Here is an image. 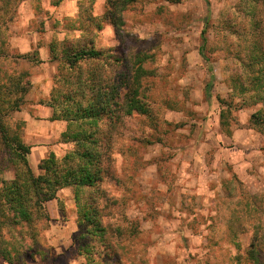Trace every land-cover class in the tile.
Listing matches in <instances>:
<instances>
[{"label": "rangeland", "instance_id": "obj_1", "mask_svg": "<svg viewBox=\"0 0 264 264\" xmlns=\"http://www.w3.org/2000/svg\"><path fill=\"white\" fill-rule=\"evenodd\" d=\"M105 10L106 0H64L58 6L51 0H0V88L9 87L15 98L19 82L28 93L21 109L32 113L31 104L49 97L59 68L52 57L63 49L92 46L124 66L137 53L152 55L143 66L154 72L146 83L156 123L133 115L124 118L123 134L112 136L115 174L102 183L106 197L100 202L107 245L124 264H264V245L256 263L246 253L250 225L260 214H243L251 197L264 194V134L248 123L261 107L251 83L259 68L252 64L253 51L264 53V0H133L116 31L97 20ZM25 54H36L39 62L29 64ZM123 69L116 63L101 66L103 76ZM21 115L13 112L0 121L22 138ZM69 148L59 142L45 157L49 152L61 157ZM0 177H14L1 138ZM61 196L70 200L72 190ZM63 205L66 213L56 220L45 204L48 221L2 229L0 249L11 250L10 244L20 249L12 264H54L48 223L77 218L75 204ZM73 235L57 264H88L77 254L79 232ZM92 243L95 253L108 256ZM0 264L8 263L0 257Z\"/></svg>", "mask_w": 264, "mask_h": 264}, {"label": "trees", "instance_id": "obj_2", "mask_svg": "<svg viewBox=\"0 0 264 264\" xmlns=\"http://www.w3.org/2000/svg\"><path fill=\"white\" fill-rule=\"evenodd\" d=\"M63 1L51 0V4L58 6ZM132 2L133 0H106V10L97 20L107 21L115 31L118 30L124 25L122 12ZM257 54L253 51L252 64L259 68L251 87H255L257 91L254 103L260 102L261 107L250 115L248 123L249 128L264 134V53ZM21 56L30 62H39L36 54ZM151 56L147 53H137L131 65L124 66L122 60L118 62L119 59L112 53L105 54L91 46L71 51L63 49L60 57H52L59 63L58 74L54 78L48 99L40 103L51 108V121L65 123L66 127L59 142L71 144V149L61 157L49 152L38 163V174H35L28 162L30 146L24 144L19 135L0 121V138L14 166L13 179L0 177V233L5 227L11 229L31 226L39 219L48 221L45 204L57 200L59 207L63 209V203L58 199L57 193L61 189L70 188L79 232L77 254L88 264H98L99 261L102 264L126 262L121 254L106 243L107 229L102 223L100 207L101 200L106 197L102 183L110 177L111 172L115 174L112 136L114 131L119 135L123 134L124 118L140 115L154 125L156 123L148 95L150 86L146 83L149 77H153L154 72L153 69L143 66ZM89 61L96 65L90 69H81L80 64ZM113 63L124 69L118 71L117 75L107 73L103 76L101 66L111 68ZM20 85L18 82L15 86L18 95L15 98H10L9 87L3 85L0 88V104L6 106L5 111L0 106V120L1 117H7L11 112L20 110L27 92ZM128 149L131 150V147ZM245 207L244 218H250L252 211L260 214L257 217L258 222L250 225L252 240L246 252L248 260L255 262L260 247L264 245V194L251 197V204L247 202ZM260 220L262 223H259ZM134 226L130 227L132 236L137 233ZM236 226L237 229L241 228V223H236ZM260 232H263L261 241ZM234 236L232 233L233 244ZM95 241L106 249V258L101 257L100 253H95L96 249L92 243ZM10 245L11 250L4 247L0 249V257L8 264L15 262L17 254L20 253V249ZM110 256H113V259Z\"/></svg>", "mask_w": 264, "mask_h": 264}, {"label": "crops", "instance_id": "obj_3", "mask_svg": "<svg viewBox=\"0 0 264 264\" xmlns=\"http://www.w3.org/2000/svg\"><path fill=\"white\" fill-rule=\"evenodd\" d=\"M29 64H31L30 61L26 60ZM28 93L25 94V96ZM24 96L23 102L26 103V97ZM30 103L27 102V105ZM33 106L32 113L28 111H22L15 110L13 112H17L21 115V124L22 128L24 130V137H22V141L24 144L30 146V154L28 155V162L33 169V167L40 162L41 159L45 158V154L49 150H54L56 148L57 143H59L60 136L65 130V123L61 121H51L50 117L52 116V110L51 108L47 107L44 104H41L40 102L38 104H31ZM11 112V113H13ZM251 129V128H250ZM53 138V139H52ZM40 142H46L49 144V146H39ZM60 144L65 145L60 142ZM67 145V144H66ZM40 147L45 149V153H42L43 151H40ZM70 149V148H69ZM40 151V158H38L36 155L37 152ZM33 159L31 160V158ZM32 161V162H31ZM32 165V166H31ZM11 180V179H10ZM70 188L61 189L57 193V197L62 203L66 204V202L70 201L74 205L73 197L69 198L70 200H62V192L66 191L67 194L70 196ZM66 195V194H65ZM68 196V195H67ZM47 204H50L52 207L51 214V221L56 220L60 215L65 214V206L63 205V209H57L56 204L57 200H51ZM54 204V205H52ZM56 207V209H55ZM72 212V211H71ZM70 215V214H69ZM71 219L69 220V223H48L50 224V230L52 231L51 237L48 238V244L53 246V250L55 252V260L54 264H57V260L61 256L62 253L67 252V248L69 247L70 243L73 240V233L77 232V226L76 223L72 221V216H70ZM52 264V263H51Z\"/></svg>", "mask_w": 264, "mask_h": 264}]
</instances>
